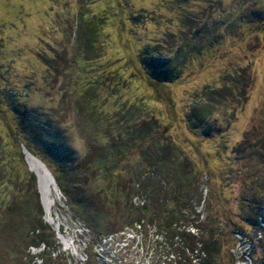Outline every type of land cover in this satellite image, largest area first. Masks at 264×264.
I'll return each mask as SVG.
<instances>
[{
  "label": "rangeland",
  "instance_id": "obj_1",
  "mask_svg": "<svg viewBox=\"0 0 264 264\" xmlns=\"http://www.w3.org/2000/svg\"><path fill=\"white\" fill-rule=\"evenodd\" d=\"M27 171L58 264H179V238L160 235L171 194L215 233L250 230L264 213V0H0V254L26 247ZM144 202L139 227L130 206ZM240 243L223 264H264Z\"/></svg>",
  "mask_w": 264,
  "mask_h": 264
},
{
  "label": "trees",
  "instance_id": "obj_2",
  "mask_svg": "<svg viewBox=\"0 0 264 264\" xmlns=\"http://www.w3.org/2000/svg\"><path fill=\"white\" fill-rule=\"evenodd\" d=\"M167 161H169V159ZM163 162L164 160H161L159 164H163ZM162 164L159 166H162ZM24 175L26 181L32 188V198L35 209L34 214L28 216V220L20 226L18 231V237L23 244H26V247L24 251H20V253L19 251L17 252L10 249L0 254V264L6 257L11 258L10 262L12 264H32L33 259L34 264H58V256L60 255L57 254L55 256V250L50 247L52 241L54 242V233L42 220V210L37 192L36 177L28 171L25 172ZM57 183L60 185L59 182ZM138 188H141L144 193L148 191L146 186L141 185L140 187L138 186ZM171 195L166 199V205L162 209L164 217L161 222L162 232H160V235L179 238L180 244L177 246L179 250L177 256L179 264H223L224 249H226L225 243L228 239L232 241V248L237 242H241V246L247 250L256 248L259 244L264 250V230L261 225L263 224L264 226V213L260 212L259 216L255 215L253 223L251 222L249 224L251 226L250 230L257 229L255 233H253V237L245 238L247 237L246 234L251 232L248 228L243 230V232L231 233L225 237L223 235L224 233H215L212 227V229L206 227V225L212 226V222H214L212 221L213 219L207 218L204 221H199L198 216L186 213L183 211L185 209H179L180 205L182 203L184 204V202L178 197H171ZM149 205L148 202H144L136 206H130L132 209L130 223L138 225L139 227L147 224V222L150 221L148 220ZM189 207L192 208V206ZM187 226H191L193 231L188 230ZM234 235H240L241 237L237 239ZM243 239H246V241ZM29 247L37 250L33 257L27 252V248ZM251 251L253 252V250ZM227 255L230 258L232 257L231 252ZM37 261L39 262L37 263ZM160 262L163 263L165 261L163 260Z\"/></svg>",
  "mask_w": 264,
  "mask_h": 264
},
{
  "label": "bare ground",
  "instance_id": "obj_3",
  "mask_svg": "<svg viewBox=\"0 0 264 264\" xmlns=\"http://www.w3.org/2000/svg\"><path fill=\"white\" fill-rule=\"evenodd\" d=\"M24 154H25V158L27 159V161L31 167L32 172H34V173L35 172H41V173L44 172L48 176V174L45 170V167H43V164H41V162L39 160H37L33 155H31L28 152H24ZM53 188L55 191H57V189L55 187H53Z\"/></svg>",
  "mask_w": 264,
  "mask_h": 264
}]
</instances>
